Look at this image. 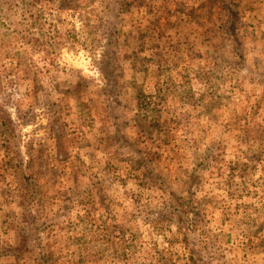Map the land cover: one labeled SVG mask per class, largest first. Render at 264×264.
Wrapping results in <instances>:
<instances>
[{
  "label": "rangeland",
  "instance_id": "rangeland-1",
  "mask_svg": "<svg viewBox=\"0 0 264 264\" xmlns=\"http://www.w3.org/2000/svg\"><path fill=\"white\" fill-rule=\"evenodd\" d=\"M203 3L0 0V264H264V63Z\"/></svg>",
  "mask_w": 264,
  "mask_h": 264
},
{
  "label": "crops",
  "instance_id": "crops-1",
  "mask_svg": "<svg viewBox=\"0 0 264 264\" xmlns=\"http://www.w3.org/2000/svg\"><path fill=\"white\" fill-rule=\"evenodd\" d=\"M206 0H187L193 7L196 4H204ZM219 10L210 15L200 14L197 18H190L191 25L197 30V33L207 35L211 30L209 19L217 20L218 35L228 38H234L237 56L236 66L249 67L251 72L261 70L262 61L250 62L245 57L253 43L259 46L262 55L264 46V0H220ZM197 2V3H196ZM208 36V35H207ZM239 59V60H238ZM246 63L248 65H246ZM252 91V90H251Z\"/></svg>",
  "mask_w": 264,
  "mask_h": 264
},
{
  "label": "built area",
  "instance_id": "built-area-1",
  "mask_svg": "<svg viewBox=\"0 0 264 264\" xmlns=\"http://www.w3.org/2000/svg\"><path fill=\"white\" fill-rule=\"evenodd\" d=\"M263 54H264V50H263Z\"/></svg>",
  "mask_w": 264,
  "mask_h": 264
}]
</instances>
